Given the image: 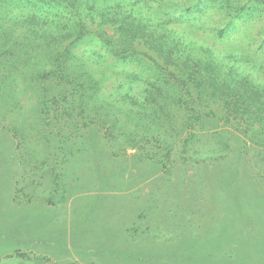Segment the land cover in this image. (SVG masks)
Listing matches in <instances>:
<instances>
[{
	"label": "rangeland",
	"instance_id": "rangeland-1",
	"mask_svg": "<svg viewBox=\"0 0 264 264\" xmlns=\"http://www.w3.org/2000/svg\"><path fill=\"white\" fill-rule=\"evenodd\" d=\"M168 50L264 92V0H0V264H264V120Z\"/></svg>",
	"mask_w": 264,
	"mask_h": 264
},
{
	"label": "trees",
	"instance_id": "trees-1",
	"mask_svg": "<svg viewBox=\"0 0 264 264\" xmlns=\"http://www.w3.org/2000/svg\"><path fill=\"white\" fill-rule=\"evenodd\" d=\"M113 16H115L114 22H118L117 18L119 13H114ZM120 25V28L125 30V34L126 32H136L132 29L133 27H131L133 25H130L128 22L124 21V19L121 20ZM82 32L83 31L80 32V35ZM102 35L103 36H101V38L103 43L106 44V46L114 47L110 37L106 34ZM131 38H134V36H131ZM169 51L170 50L167 51L168 54H166L165 60L167 61L169 59V61H174V59H171L173 58L171 55L173 52L171 51L169 54ZM61 57L62 54H60L59 58ZM180 58L181 56L179 57V60L182 62L177 63L176 59L178 58L175 57V61L177 63L176 69L178 70V73L176 76L173 75L175 78L174 83L178 84V87L183 89L190 98H193L191 94L193 89L196 94L199 95L203 93L205 88L211 90L212 93L220 91L225 99L223 105L227 110H232L236 113L242 110L244 114L251 112L250 114L253 116V120H257L259 123L264 120V92L252 86L245 79L237 81L233 84L227 82L225 79L217 81L216 77L212 73L213 68L211 63L207 62L203 64L200 61ZM57 61L59 60L57 59ZM59 65L57 64L56 70H51L47 76L52 74L53 78L57 79L58 82H62L71 87L70 98L77 100L79 108L83 111L90 92L98 89L97 82L90 74L84 73L76 76ZM169 75L172 76V73H169ZM185 104L188 108L194 110L192 105L193 102H189L187 100L185 101ZM248 119H250V117L247 118V120Z\"/></svg>",
	"mask_w": 264,
	"mask_h": 264
}]
</instances>
